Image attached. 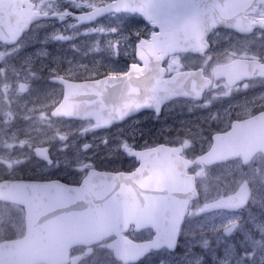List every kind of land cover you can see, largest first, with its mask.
<instances>
[{
	"label": "flooded vegetation",
	"instance_id": "af4514ba",
	"mask_svg": "<svg viewBox=\"0 0 264 264\" xmlns=\"http://www.w3.org/2000/svg\"><path fill=\"white\" fill-rule=\"evenodd\" d=\"M17 1H20L22 12H29L37 19L31 20L22 30V26L17 30L13 26L17 38L12 42L0 41V154L8 149L6 133L10 129L19 130L21 137L34 132L36 138L26 140L28 146L18 141L8 149L10 157L22 156V152L26 156L30 152L20 165L30 166L31 172L2 173L0 181L59 180L78 185L81 179L76 167L80 159L78 135L81 125L87 122L93 134H107L105 145H119L137 138L134 145L124 143L118 148L111 147L108 153L105 150V158L112 160L106 166H99L95 160L86 164L87 169L131 172L139 164L135 151L153 149L152 157L165 162L169 156L164 153L169 152H160L163 148L175 152L174 157L183 158L186 182L187 171L195 175L199 184L197 170L224 164L264 170V0H218L211 3L225 18L208 30L202 25L208 23L207 14L201 12L202 8H207V0H176L178 7L169 11L161 9L156 12V18L150 20L136 10L109 12L89 23H80L77 15L114 0H95L89 8L73 6L70 2L52 7L46 6L44 0ZM183 5H187V10ZM114 20L122 26L118 30L107 25L108 22L115 23ZM64 23L73 28H84V36L88 38L82 40L79 35L68 38L63 33L48 34V30ZM183 23L187 24V50L162 52L135 48L138 41L149 40L151 35L160 32L157 24ZM124 36L128 38L124 40ZM131 69L135 71L132 74L129 73ZM141 70L144 75L139 72ZM175 75L179 76L177 82L173 81L174 86L183 84L182 80L187 81V90L190 91L187 96L170 88L171 78ZM122 76H125L126 84L137 85L141 79L152 82L154 92L143 95L142 100L133 98L128 101ZM103 77L117 79L116 87L106 91L107 100L117 102L120 95L126 103L145 101L149 106L123 117L119 116L120 113L115 120H110L109 116L104 127L94 118L53 114L64 99L79 100V89H69L72 83ZM219 90L228 94L214 97L213 93ZM42 132L52 133L54 139L49 141V138L40 136ZM215 136L228 141L232 139L238 150H252L250 158L246 163L237 157L211 166L194 163L187 168V159L193 160L208 150ZM202 139L206 140V145L200 150ZM149 157V154L144 156ZM74 173H77L75 177ZM248 182L252 185L250 180ZM197 188L199 197L190 203L188 213L197 201H200L197 210L202 211L204 201L200 198L199 185ZM7 204L18 209L16 214L22 219L24 231L23 208ZM127 234L142 240L150 238L152 233L150 229L135 232L130 226ZM110 239L91 246L72 247L67 264H107L112 258L107 247ZM162 250L150 251L135 264H143L145 258Z\"/></svg>",
	"mask_w": 264,
	"mask_h": 264
},
{
	"label": "water",
	"instance_id": "95a60500",
	"mask_svg": "<svg viewBox=\"0 0 264 264\" xmlns=\"http://www.w3.org/2000/svg\"><path fill=\"white\" fill-rule=\"evenodd\" d=\"M207 2V8H202L201 12L206 13L209 20L211 8L217 11L211 3L218 0ZM19 4L17 0H0V41L12 42L17 38V33L12 31L13 26L16 30L22 26V30L35 18L29 12H22ZM178 5L176 0H116L77 17L80 22H90L111 11L137 10L149 20L156 18L157 11H169ZM182 7L187 10V5ZM213 16L208 27L221 18L215 14ZM157 26L160 32L148 41L138 42L137 50H187V24ZM142 71L139 72L144 75ZM134 72V69L129 71L130 74ZM178 76L171 78L170 88L187 96L190 91L187 90L186 80H182L183 84H173L174 80L178 81ZM124 78L121 77V82L127 86L128 101L133 98L142 100L143 95L154 92L152 82L150 84L141 79L137 85H132L126 84ZM116 82V78L103 77L95 81L72 83L69 89H79V100L64 99L53 114L94 118L104 127L109 116L110 120H115L120 113L119 116L123 117L133 110L149 106L145 101L126 103L120 95L117 102L107 100L106 91L113 90ZM231 140L214 137L211 149L194 160L187 159V168L194 163L211 165L237 157L246 163L253 151L238 150ZM159 151L169 152L164 153L169 156L167 161L152 157L155 153L153 149L135 151L139 164L133 171L112 172L91 167L78 185L59 180L0 181V200L18 204L24 210V233L0 241V264H67L70 248L91 246L109 237L112 239L108 242V248L112 250L113 257L123 264L135 263L151 250L163 247L174 250L188 206L191 200L198 197V189L193 173L187 171L185 181L183 158L174 157L172 154L175 152L167 149ZM147 154L150 157L144 158ZM250 198V186L243 181L233 193L208 201L204 207L207 211H236L246 206ZM131 225L134 231L150 228L152 236L146 240L128 237L125 233ZM235 226L236 222L225 227L224 235L229 236Z\"/></svg>",
	"mask_w": 264,
	"mask_h": 264
},
{
	"label": "rangeland",
	"instance_id": "374dc122",
	"mask_svg": "<svg viewBox=\"0 0 264 264\" xmlns=\"http://www.w3.org/2000/svg\"><path fill=\"white\" fill-rule=\"evenodd\" d=\"M46 6L54 7L55 4L61 2H70V5L81 6L82 8H89L91 4L95 3V0H44ZM102 1V0H100ZM115 21V20H114ZM112 29L118 30L120 27L118 21L115 23L108 22L107 24ZM104 27L108 28L105 24ZM123 27H126L123 24ZM63 28V29H61ZM48 34H64V37L73 38L76 35L87 39L84 36L86 30L84 28H73L72 26L64 23L62 26H57L55 29L47 31ZM128 36H124L126 40ZM89 122L83 123L80 127V133L78 135L79 141V155L80 159L76 165L79 168L80 178L84 175L87 169V163L97 160L99 166H106L108 161H112L105 158V150L107 153L111 147L134 145L137 138H133L130 141L125 140V144L119 145H105V132L92 133L90 131ZM15 129V128H14ZM10 129L6 133V139L8 149L12 144H17L18 141L25 143L26 140H34L36 133H27V136L21 137L19 130L12 131ZM74 130V129H72ZM40 136L49 138V141L54 139L52 133L42 132ZM74 139L73 144L75 145ZM90 143L89 147L86 146ZM29 145V144H28ZM27 145V146H28ZM206 140L202 139L200 142V150L204 149ZM85 146V149L83 148ZM87 147V148H86ZM0 154V174L11 172L13 174H22L24 172H31L30 166H21V162L27 160L28 155L22 156L18 154L17 157H10L9 151ZM21 159V160H20ZM2 161V162H1ZM114 162V161H113ZM198 185L201 189L200 198L201 201L211 200L220 195L232 193L240 185L243 178H246L252 182V198L250 204L242 211H215L207 212L202 210L199 212L197 206L200 201L194 203L190 213L187 216V220L183 222L181 227V242L183 249L191 247L181 254L167 253L166 250H162L155 256H149L145 258L143 264H206L205 252L208 251L212 255V259L216 261V264H264V170H256L252 168H240L239 166H232V164L218 165L212 168H204L197 170ZM77 173H74V177ZM18 209L14 206H10L7 203L0 201V239L5 235H11L10 237H17L23 233V223L20 220L19 215L16 214ZM236 221H240L235 231L230 236L223 234V228ZM253 230H257L254 236ZM211 243L215 247L219 248V251L223 252L224 258L215 257L214 251L211 249ZM193 246L201 247L200 250L192 248ZM240 247L241 250H238ZM219 259V261H217ZM107 264H117L116 261L111 258L108 259Z\"/></svg>",
	"mask_w": 264,
	"mask_h": 264
},
{
	"label": "trees",
	"instance_id": "16d2710c",
	"mask_svg": "<svg viewBox=\"0 0 264 264\" xmlns=\"http://www.w3.org/2000/svg\"><path fill=\"white\" fill-rule=\"evenodd\" d=\"M211 247V249L214 251V253L215 254H213L215 257H221V252L219 251V249L217 248V247H215L214 245H212V246H210ZM205 255H206V257L208 258V259H210V257H212V255L208 252V251H206L205 252ZM223 257H224V255H222Z\"/></svg>",
	"mask_w": 264,
	"mask_h": 264
},
{
	"label": "clouds",
	"instance_id": "9594fccd",
	"mask_svg": "<svg viewBox=\"0 0 264 264\" xmlns=\"http://www.w3.org/2000/svg\"><path fill=\"white\" fill-rule=\"evenodd\" d=\"M227 94H228L227 92H225L223 90H219L217 92H214L213 96L218 98V97L226 96Z\"/></svg>",
	"mask_w": 264,
	"mask_h": 264
}]
</instances>
